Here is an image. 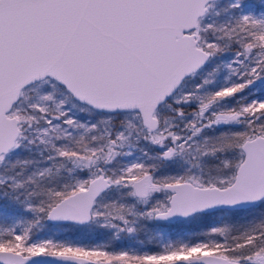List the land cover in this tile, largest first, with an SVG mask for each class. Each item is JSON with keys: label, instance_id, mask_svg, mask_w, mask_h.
Here are the masks:
<instances>
[{"label": "snow or ice", "instance_id": "1", "mask_svg": "<svg viewBox=\"0 0 264 264\" xmlns=\"http://www.w3.org/2000/svg\"><path fill=\"white\" fill-rule=\"evenodd\" d=\"M0 264H264V0H0Z\"/></svg>", "mask_w": 264, "mask_h": 264}, {"label": "trees", "instance_id": "2", "mask_svg": "<svg viewBox=\"0 0 264 264\" xmlns=\"http://www.w3.org/2000/svg\"><path fill=\"white\" fill-rule=\"evenodd\" d=\"M208 223H204V224H198V225H193L192 228L195 230H204L208 227ZM63 231H65L64 236L68 237L72 240H88L90 238H95V241H98L99 237L98 236V232H91V233H84V232H76L74 230H65V229H61ZM153 235L155 236V241L153 243L150 244H146V245H141L140 243L134 241L131 238H124L122 241L118 242V247H125V246H129V247H135L137 248V250H156L155 248V243L159 241V236L156 232L153 233ZM172 238H175L174 236ZM146 238L143 234L140 237V240L143 241ZM104 240V239H103Z\"/></svg>", "mask_w": 264, "mask_h": 264}, {"label": "rangeland", "instance_id": "3", "mask_svg": "<svg viewBox=\"0 0 264 264\" xmlns=\"http://www.w3.org/2000/svg\"><path fill=\"white\" fill-rule=\"evenodd\" d=\"M53 232L56 233L54 236H53ZM64 233H65V231H63L61 229L57 230V229L49 228V229H46V231L42 235H47V236H50L51 238H54V239L60 240V241L82 243V244H87V245L102 243V242H104L103 239H105V235L103 233H100V232H98L99 234L97 236V237H99L98 241H95L96 240L95 238H90V239L85 240V241H83V240H72L68 237H65ZM186 235H187V233H186Z\"/></svg>", "mask_w": 264, "mask_h": 264}]
</instances>
